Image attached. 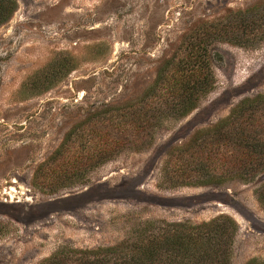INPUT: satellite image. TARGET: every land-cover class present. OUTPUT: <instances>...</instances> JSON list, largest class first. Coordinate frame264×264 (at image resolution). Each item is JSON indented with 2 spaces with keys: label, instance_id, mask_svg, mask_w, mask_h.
Returning <instances> with one entry per match:
<instances>
[{
  "label": "rangeland",
  "instance_id": "1",
  "mask_svg": "<svg viewBox=\"0 0 264 264\" xmlns=\"http://www.w3.org/2000/svg\"><path fill=\"white\" fill-rule=\"evenodd\" d=\"M15 1L0 25V264H39L66 248L144 264L153 239L161 245L151 264H184L188 252L174 241L180 224L212 220L221 225L222 264H264L256 182L170 187L161 175L171 145L264 93V39L242 46L223 31L258 0ZM198 36L214 54L213 86L195 109L164 117L148 145L86 167L80 180L37 175L54 165L72 127L104 106L134 102L161 62Z\"/></svg>",
  "mask_w": 264,
  "mask_h": 264
},
{
  "label": "trees",
  "instance_id": "2",
  "mask_svg": "<svg viewBox=\"0 0 264 264\" xmlns=\"http://www.w3.org/2000/svg\"><path fill=\"white\" fill-rule=\"evenodd\" d=\"M15 9V0H0V25L10 19ZM236 13L233 24L223 26L226 35L235 33L241 38L234 40V44L254 46L264 39V0ZM208 46L205 37L184 41L178 53L161 62L152 84L134 102L104 106L93 112L89 121L82 120L72 127L52 155L54 165L37 175L51 177L58 184L80 180L85 176L86 167L100 166L126 148L140 149L148 145L164 117L186 116L212 89L214 54ZM263 174V92L240 99L226 116L197 129L187 141L171 145L161 173L162 180L170 187L256 182L254 194L264 207V178H260ZM180 227L174 241L188 252L184 264H222L218 253L221 225L216 220L180 224ZM163 241L169 242L167 238ZM158 243L160 247L161 242L153 239L144 245L145 251L141 253L146 259L144 264H151ZM212 243L218 247L209 248ZM77 252L83 251L61 249L39 264H123L117 259L80 258L73 255ZM84 252L92 255L97 250ZM143 257L131 255L136 261ZM253 263L252 259L245 264Z\"/></svg>",
  "mask_w": 264,
  "mask_h": 264
}]
</instances>
